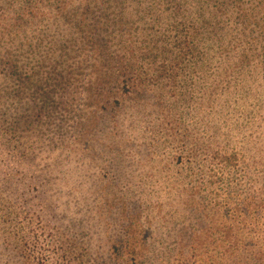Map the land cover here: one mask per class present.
<instances>
[{
	"label": "rangeland",
	"instance_id": "374dc122",
	"mask_svg": "<svg viewBox=\"0 0 264 264\" xmlns=\"http://www.w3.org/2000/svg\"><path fill=\"white\" fill-rule=\"evenodd\" d=\"M7 1L0 15H10ZM140 2L130 0V13L145 19L108 6L111 54L133 52L142 75L136 96L105 99L113 110L87 94L97 83L112 92L93 69L103 54L81 53L96 11L83 29L79 16L27 29L36 49H21L25 72L73 73L76 86L67 106L57 94L54 120L46 115L32 133L0 131V264H264V0H210L199 6L204 21L180 18L207 22L198 32L218 28L221 44L187 53L184 68L168 74L144 53L150 36L164 33L147 23L153 6L165 15L178 6ZM2 39L12 49V38ZM3 74L0 98L9 90ZM32 98L4 100L0 111L30 114L22 106ZM13 122L0 114L2 128Z\"/></svg>",
	"mask_w": 264,
	"mask_h": 264
},
{
	"label": "trees",
	"instance_id": "16d2710c",
	"mask_svg": "<svg viewBox=\"0 0 264 264\" xmlns=\"http://www.w3.org/2000/svg\"><path fill=\"white\" fill-rule=\"evenodd\" d=\"M73 1L74 4H72ZM81 1L80 8L78 5H75V0L7 1L10 15H0V39L3 38L2 42H4V40L10 41L9 37H11L12 40L9 44L12 45V49L7 47V49L3 50L1 48L2 46H0V68L1 71L4 72L3 78L9 76L4 84H2L9 88L7 93H5V97L7 98L1 97L0 104L4 102V100L24 101L27 95H31L33 98L30 104H23L22 106V109L30 114L13 115L10 113L8 114V112L1 113L0 111L1 117L6 116L14 119L13 126L7 129L2 128L0 123V131H3L4 136H6L8 132L16 136L19 130L32 133L34 129L44 124L43 118L46 115L52 118L51 120H54V115L56 116L54 111L58 109L59 105V103H57V94H60V96L63 95L61 98L63 102L62 105L67 106L68 99L71 97L70 90H72V87L76 86L73 83V73L65 75L54 70V75L43 79L40 73L30 76L25 72V67L19 56L22 55V53H20L21 49H26L23 53H32V49H36L32 45L27 46L25 42V38L27 37L28 39L27 29L31 25H39L42 21L49 20L50 18L60 27L61 25H66L65 22L78 21L79 16L80 21L77 22L76 27L83 29L85 28L84 23L87 16L89 17L94 11L97 12V14L95 13L97 16H101L93 30L85 28L87 30V36L85 37L84 47L81 48V53L85 52L87 46H90L95 52L99 51L103 54L104 59L102 62H104V64L102 69L99 66H97V69L96 66H93V69L95 72L101 73L99 75L100 79L97 78V80H103V83L107 81L108 84L112 86V92L110 91L108 94L100 92L99 88L101 86L103 88L101 83L90 85L87 88L89 99L99 98V101L104 102L103 104L106 105L102 107V110L104 108V110L107 111L109 109H117V107L116 103L110 106L112 103H110V101H105V99H116V101H120L122 97L130 99L131 96H136L138 94V86L142 85V75L135 71L138 67V64L135 63L137 57L133 52L127 55V52L124 53L120 47V56L111 54V46H115L116 41L114 39L109 7H122V14L124 16L137 13L141 15V19H145L147 15L139 10L131 14L129 8L130 0ZM140 1L139 4H143L145 0ZM155 1L158 2V4L169 2L178 6L176 12H171L168 15L156 9V5L151 8L153 15L149 12L152 19L148 21L147 25L152 27L153 30L156 28L163 29L164 33L155 31V34L150 36L149 39L152 46L145 48L144 53L153 55L154 62H162V66L158 69V72H161V74H168L171 71L174 73L175 70L184 68L182 64L185 62L184 56L187 53L199 52V50H203V48H212L215 44H221L217 39L219 36L217 32L218 28H212L209 31L206 30L207 32L205 33L198 32L200 29L204 30V27L208 25L207 22H204L202 25H197L196 23H189L191 25H188L186 21H178L180 18L184 20H193L194 17H198L201 21H204V13L200 10L199 6H201L202 9L208 8L210 6V0ZM190 3V11H188ZM70 4L72 6L71 12L68 11ZM195 5H197V7H194ZM82 7H85V9H82ZM152 21L153 24L151 23ZM185 28L191 29L192 31L188 30L187 32H182ZM74 32L73 28H69V37H71ZM178 35L179 37L175 42L174 39ZM108 38H111V40ZM18 39L19 41H17ZM169 60H173V65H168ZM42 62H40L39 66L41 67H38V69L43 67L41 64ZM103 69L108 71H103ZM77 73H80V70H77ZM11 81L13 83H11ZM123 90L124 93L122 92ZM37 100H42V102L38 105L36 103ZM118 105L122 107V104L118 103ZM2 122L5 123L6 120ZM17 138L21 140L20 137ZM7 140L12 142L17 139L7 138Z\"/></svg>",
	"mask_w": 264,
	"mask_h": 264
}]
</instances>
